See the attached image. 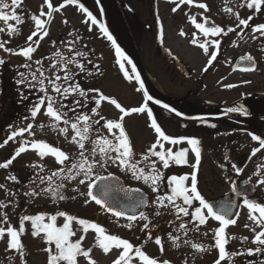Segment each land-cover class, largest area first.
Here are the masks:
<instances>
[{
  "label": "snow or ice",
  "instance_id": "snow-or-ice-1",
  "mask_svg": "<svg viewBox=\"0 0 264 264\" xmlns=\"http://www.w3.org/2000/svg\"><path fill=\"white\" fill-rule=\"evenodd\" d=\"M175 7L172 8L173 12H176L181 5H193L195 0H173ZM99 3V0H97ZM23 5V0H0V22L6 27L0 28V33H6L9 37L19 33L20 25L24 23V16L18 13ZM67 5H78L79 10L86 14L84 23L91 22L92 25H99L100 31L104 33L109 41L115 46L117 63L119 68L123 71L125 78L132 79L129 76L128 71L125 70V63L127 57L121 50L120 46L116 43L115 39L108 32L107 27L99 22L96 16L93 15L80 0H63V3L59 7H55L53 0H43V4L37 14H32L30 19L34 23V29L31 34L27 37L26 46L19 49L7 47L9 43L7 40H0V49L5 53L12 55H18L27 61L25 64L17 66L15 68L16 76L13 78L14 83L17 85V91L20 94L21 101L29 100V95L25 89L35 94V99L30 101L27 105V115L23 117L25 121H35L36 118L43 112V115L48 117L51 121V127L57 128L59 132L66 138L69 130H71L70 142L78 147V152L75 157L70 156L59 147H54L44 140L27 141L24 140L19 143V146L15 149L14 154L10 159L0 163V168L8 169L13 161L19 157L22 153L28 151L29 147L36 151L38 157L41 160L44 157L54 158L58 168L51 174L44 176L40 175L44 171V165L42 163H33L29 167L37 169V173L34 179L29 181L30 185H35L36 181L39 180L40 184H47L46 188H41L40 191L36 190V187H32L30 191L26 192V196L38 197L40 195L50 196L53 200L63 201L68 197L64 195L63 190L65 189V181H78L79 185H85L87 187L86 193H80V195H86L91 201H94L97 205H100L107 212L112 213L115 217H125L128 223L124 227L131 228L132 222L145 221L142 227V231L149 230L151 221L148 215L143 211H139L137 216L136 209L141 205L147 204V199L141 196L138 200L133 199L129 196L131 201V208L133 209L132 214H128L123 209L118 210L107 202V197L112 192L119 191L130 194L138 192L139 189H125L121 186H113L106 183L109 180H117L112 173L107 176L97 175L95 169L97 167L106 169L109 166H115L120 168L123 172H130L133 179L137 181H143L145 184L151 187L152 192H159L160 186L165 180L164 173L160 168L157 167L159 163L163 169H168L171 165H187L188 152L191 151L195 155V163L191 165L193 168L190 176L185 175H172L167 177V187L170 189V193L164 195H157L153 203L157 206L156 216H162L161 209H168L175 215L176 220H182L183 217H189L190 220L181 222L178 226L177 231H182L186 236L189 231V223H194L195 230H199L200 226L206 225L209 219H213L219 222V226L213 229L214 247L218 249V258L214 261V264H222L223 261H231L233 257L242 255H253L255 252L259 254L264 252V203L257 202L250 199L246 194H243V206L248 210V220L252 222L253 227L251 230L254 233L252 242L257 245L255 249H247V252H229L226 249V245L229 244V237L227 236L226 229L230 225H235L237 219L232 218L231 209L236 207L235 201L221 205L220 210H217L212 203H210L198 190V178L197 171L199 169L201 161V141L196 137L179 136L171 137L166 135L162 130L160 124L157 122V118L153 114V110L149 107V102L153 101V97L148 95L147 91H144L143 81L140 80V76L137 74L135 80L140 81L139 91H144V101L139 107L126 109L117 102L116 99L111 98L103 94L99 89L89 88L85 89L78 81L77 77L80 73H87L92 75V72L88 71L85 62L91 63L88 60V52L77 49L78 42L81 41L82 37L75 32H69L68 36L71 39L61 41L67 49V54L57 50L51 57H43L33 61V54L37 51L40 46V41L44 37L49 35L47 25L51 22L53 13L59 12ZM45 6L47 11H45ZM199 9L208 11V5L200 2L195 4ZM240 7H247L248 9H254L255 13L258 14L264 10V0H242ZM103 9H101V12ZM228 13L234 14L238 19L236 28H243L250 26L252 16H248L246 19L240 18V13L233 12V8L229 7L226 9ZM203 15V13H201ZM195 27L199 29L204 36H227L228 33L236 31V28L228 27L227 31L223 27L217 25L208 26V18L205 17L204 22H197L196 16L190 17ZM67 23V21H64ZM243 26V27H241ZM91 25L89 31H91ZM252 39H256L258 34L259 37H264V23L258 24L251 28ZM181 35L185 33L181 30ZM34 37L36 38L34 40ZM192 44H197L195 38L191 41ZM211 43L219 48L220 41L212 40ZM56 42L53 41V45ZM199 47L210 56L208 64L217 57L216 51H209V45L207 43L199 44ZM44 59L49 60V64L45 67ZM242 60L246 59L249 62L253 61L252 56L242 57ZM130 63V61H128ZM6 63L4 58H0V67ZM33 64L35 68L33 69ZM73 66L77 71H73ZM25 68L28 71H19V68ZM245 71L255 70V64L252 63L251 67L245 68ZM247 83V81H246ZM226 87H234V85H227ZM91 95L89 99V95ZM71 98V99H70ZM107 101L111 105H114L119 110L121 115L118 119H106L104 116L99 114V109L102 102ZM156 105H162L164 109H168L171 112H175L176 115H182L177 112L175 108H170L168 104H162L159 99L154 100ZM90 104H94L89 108ZM83 109H88L84 111ZM91 113V115L89 114ZM73 113L74 115H69ZM132 113H146L150 124L149 127L154 130L156 134V141L148 147L147 152L142 155L144 161H149L150 157H156V160H151L149 165V171L146 172L145 167H141L139 161L134 159L135 153L132 142L129 135L127 134L124 127V119L126 116ZM226 113H241L244 116H249L251 113L248 108L243 104H239L235 107H229L226 109ZM94 116H98L99 119H93ZM191 119L200 120L206 122L203 117H192ZM264 119V117H262ZM101 121H104L102 127L111 134V138L108 136L99 134V126ZM63 125L61 127L60 125ZM212 128L217 127L216 124L212 123L209 125ZM10 133L7 138L0 143V148L4 147L9 141L15 140L18 136L23 137L25 133L34 135L33 123L29 122L24 127L14 128L13 125L8 126ZM44 127L43 124L40 125ZM96 128V136L93 138V131ZM227 134V133H225ZM253 141H257L259 147L252 149V156H255L258 152L264 149V138L253 133H248ZM162 141L168 142L172 145L186 142L190 148H181L178 151H173L172 148L165 149ZM90 144L89 149L86 145ZM159 149V150H157ZM227 159V157H225ZM232 168L239 175L243 169L237 167L235 164ZM264 164L258 166V170L255 173L259 178L256 183L260 186H264ZM82 177V178H80ZM79 178V179H78ZM6 179L19 183L16 175H9ZM230 179V178H229ZM190 180V184L187 182ZM251 178L246 180L244 183L249 184ZM59 181V182H57ZM97 181L101 183L98 185ZM4 185H0L3 188ZM97 188L100 195L94 194L93 189ZM73 191L79 192L78 188H74ZM231 191L236 193L237 196H241L242 192L238 191L234 181L231 182ZM9 195H15V193H9ZM75 199V197H72ZM179 201V202H178ZM11 202V201H10ZM85 204L89 203V199H85ZM198 202V206L196 203ZM7 207L6 204L0 202V208ZM190 209H194L190 211ZM3 215V219L7 221V214L0 213ZM238 217L239 213H235ZM64 217L65 222L61 226H57V217ZM46 214L39 213L36 215H22L19 219V227L8 226L7 228L0 227V240H4L7 236V247L6 251H15L21 258L24 257L25 246L22 243L21 236L25 232V222H31L33 237L41 236L48 245L44 251L47 255V264H78V258L84 257L87 259L88 264H96V261L92 259L91 252L92 248L84 249L82 247V241L84 235H81L79 239L73 241L71 237L75 235L72 229V222L77 221L82 227L83 232L86 234L89 229L94 230L96 234V246H98L103 253L109 254L113 249L119 251V254L115 259L112 260L111 264H133V260L138 259L139 264H171L169 260H158L150 257L142 246H134L127 239H123L117 235L108 234L106 229L98 223L80 219L75 216L69 215L64 211H58L54 215L48 217V222H45ZM173 221H169V224ZM245 228L250 227L248 224L244 225ZM257 227L260 229L257 231ZM207 235V233H204ZM233 239L235 237H232ZM168 239L174 248L180 247L181 236L173 235L172 232L168 233ZM244 241L248 240V237L241 238ZM155 245L159 246L161 253L164 252V243L162 237L159 235L153 238L152 232L148 231L147 237L144 243L153 241ZM185 244H189L188 240L183 241ZM54 245V249H53ZM191 247L198 252H205L209 249L199 243H191ZM26 264V262H25ZM187 264V261H185ZM233 264L235 262L233 261ZM264 264V261L261 262Z\"/></svg>",
  "mask_w": 264,
  "mask_h": 264
},
{
  "label": "flooded vegetation",
  "instance_id": "flooded-vegetation-1",
  "mask_svg": "<svg viewBox=\"0 0 264 264\" xmlns=\"http://www.w3.org/2000/svg\"><path fill=\"white\" fill-rule=\"evenodd\" d=\"M112 2H115L114 17L120 26L117 27L118 36L114 34L123 42H126V39L131 41L141 63L140 66L149 78V86L153 93L164 99L170 108H175L180 112L195 113L206 121L201 122L190 117H182L183 115L178 116L175 112L164 109L162 105L149 102V107L152 108L157 122L166 135L200 139L201 161L197 171L198 190L210 203L218 205L219 210L221 205L235 201L237 205L235 213H239V216L234 215L232 218L248 224L250 227L247 229L251 231L253 225L248 220V210L243 206V194H246L250 199L264 203V186L256 183L259 177L255 174L258 166L264 164V149L252 156V149L259 147V144L257 141H253L248 134L253 133L264 138V119H262L264 117V37L255 34L257 38L252 39L254 34L251 28L264 23V10L256 14L254 9L240 7L242 0H195L193 5H181L176 12L172 11V8L176 6L173 0H112ZM200 2L209 6L207 12L195 6ZM53 3L55 7H59L63 0H53ZM80 3H83L107 29L113 31L108 25L106 9L102 0H99V3L97 0H80ZM42 4L43 0H23L22 7L17 10L24 16V23L20 25L19 33L11 37L6 33H0V40L9 41L7 47L19 49L26 46L27 37L34 29V23L30 17L32 14L38 13ZM229 7L233 8L234 13L238 11L240 18L246 19L251 15L253 18L249 22L250 26L243 28V31L236 28L238 19L234 14L226 11ZM101 9H103L102 12ZM45 11H47L46 6ZM74 15L79 19L78 23L74 22ZM191 16H196L197 22H204L207 17L208 26L214 24L223 27L225 31L228 27H232L236 28V31L228 33L227 36H204L192 23ZM85 19L86 14L79 10L78 5H67L59 12H54L51 22L46 26L49 35L45 46L43 48L41 45L39 46L33 54V61L51 57L55 51L60 50L59 47L64 46L61 41L71 39L68 36L69 32L78 33L82 37L80 41L82 44L80 45L78 42L77 49L82 48V51H87L88 60H91L92 57L96 58V55L91 53L93 46L88 42V37L91 32L98 38H106V36L100 31L98 24L92 25L90 21L84 23ZM90 25L91 31H89ZM2 27L6 26L0 22V28ZM181 30L185 33L184 35L180 34ZM193 38L197 40V44L191 43ZM217 39L220 41L218 49L211 43L212 40ZM43 40L41 41L43 42ZM53 41L56 42L55 45H53ZM48 43L49 48H47ZM201 43H207L210 52H217V57L211 65L208 64L210 56L199 47ZM114 54L117 60L116 49ZM249 55L253 57L252 62L241 59ZM99 57L101 54L98 55ZM0 58L6 60V63L0 67V116L8 120L10 116H25L28 114L27 105L36 97L35 94L25 89L29 100L20 102L21 97L13 78L16 76L15 68L27 61L21 56L5 53L2 49H0ZM84 62L87 69L93 65L92 61L90 64L87 61ZM126 62L129 65L127 60ZM43 63L47 67L49 60L44 59ZM252 63L255 64V70L245 71L244 69L251 67ZM97 65L101 67V63H97ZM19 71L26 72L28 70L21 67ZM131 75V77H135L132 69ZM135 83L139 88L137 80ZM227 85H234V87L229 88L226 87ZM141 94L144 101V91H141ZM239 104L248 108L251 114L244 116L241 113H226L227 108ZM41 115L42 113L39 116ZM142 121L144 123H141ZM123 123L134 148V159L139 161L141 167H145L146 172L149 171L150 161L157 158L150 157L149 161H144L142 155L147 152L148 147L156 141L157 137L154 130L149 127L150 121L147 114L132 113L131 116L125 117ZM212 123L217 127H210L209 125ZM131 125L137 132L136 136L131 132ZM38 127L35 125L33 128L37 131ZM8 132H10L9 129L0 132V143H3L7 138ZM10 143L11 141L0 148V154L7 153ZM162 143L165 149L172 148L173 151L190 148L186 142L176 145L165 141ZM187 159V165L173 164L168 169H163L157 163V167L164 173L165 180L161 184L159 192L154 193L152 190H149L150 193L147 192L150 200L151 195L170 193V189L167 187V177L185 174L190 176L193 171L191 165L195 163L194 153L189 151ZM233 164L243 169L239 175L232 168ZM7 171L11 173L10 168L6 169L5 173ZM122 174L127 184H130V181H127L126 176L135 182L131 186L139 187L138 185L145 184L143 181L133 179L130 172L122 171ZM249 178H251L250 183L245 184L244 182ZM31 179L29 176L26 182L29 183ZM232 181L235 182L238 191L242 192L241 196H237L231 191ZM187 183L190 184V180ZM195 203L198 206V202ZM192 210L194 209H190V211ZM183 219L185 222L190 220L189 217H183ZM218 226L219 222L213 219H209L206 225L200 226L206 231H211L209 241H211L210 247L214 249L216 248L212 230ZM256 230L260 229L257 227ZM245 246L241 251H237L233 249L235 243L231 240L226 245V249L229 252L246 253L250 242ZM256 247L257 245L254 244L252 249ZM233 261L235 264H261L264 261V252L259 254L254 252L251 256L247 254L236 256L229 263L233 264Z\"/></svg>",
  "mask_w": 264,
  "mask_h": 264
},
{
  "label": "rangeland",
  "instance_id": "rangeland-1",
  "mask_svg": "<svg viewBox=\"0 0 264 264\" xmlns=\"http://www.w3.org/2000/svg\"><path fill=\"white\" fill-rule=\"evenodd\" d=\"M115 1V0H113ZM104 8V2L102 3ZM115 4V2H114ZM106 9V8H105ZM115 14V11H114ZM74 22H79V19L76 15L73 16ZM108 20V25L109 19ZM116 21V18H115ZM117 24V22H116ZM111 26V25H110ZM117 27L119 28L118 24ZM89 43L93 46L92 54L96 55V58L91 59L92 66L89 67L88 71L92 72V75H87V73H80L77 77L78 81L81 83L82 87L85 89L95 88L99 89L103 94L114 98L126 109L134 108L136 105L140 106L143 103V97L141 91H139L138 87H136V83L132 79L125 78L123 71L120 70L119 64L115 58V48L112 47L111 41L106 38H98L96 34L93 32L90 33ZM46 39L48 36L44 38L42 44V48L45 46ZM120 40V39H119ZM82 42H80V45ZM49 48V43L47 45ZM60 51L67 54V49L65 46H60ZM82 51V48H80ZM101 54V57L98 58V55ZM125 63V70L128 71L129 76L131 75L130 66L127 64L126 60L123 61ZM97 63H101V67L97 65ZM73 71H77L75 66L73 67ZM92 94L89 95V99ZM71 99V98H70ZM94 106V104H90L89 108ZM84 111H88V109H83ZM91 115V113L89 112ZM99 114L104 116L106 119H114L116 120L118 116L121 115L118 109L115 108L114 105H111L107 101L102 102L101 107L99 109ZM69 115H74L73 113H69ZM131 116V115H128ZM134 116V115H132ZM24 116H10L9 120L7 118H3L0 116V132L7 131L9 129V125H13L14 128L24 127L27 123L32 122L34 127L35 125L39 126L37 131L33 128L34 135H29L26 133L25 138L17 137L15 140L11 141L8 148L7 153L0 154V163L4 162L11 158L14 154L16 146L19 145L20 142L27 140L32 141L33 139L44 140L51 144L54 147H59L61 150L68 153L70 156L75 157L78 152V147L70 142L71 138V130H69L67 138L62 135L57 128L51 127V121L45 115L38 116L35 121H25L23 119ZM93 119H99L98 116H94ZM104 121H101V126H99V134L108 136L111 138V134L107 133V131L102 127ZM141 123H144L143 121ZM43 124L44 127L41 128L40 125ZM131 124V121H130ZM63 127V125H60ZM132 134L135 136L137 132L134 130V126H130ZM10 131V129H9ZM10 133V132H8ZM97 132L96 128L93 131V138H95ZM89 149L91 145H86ZM8 158V159H7ZM14 169L11 173L6 171V169H0V185H4L3 188H0V202H3L7 205L5 208H0V213L7 214V221L5 222L3 219V215H0V227L7 228L8 226L16 227L17 218L16 216L18 212L23 208L22 203L24 201H31V206L35 208L34 212H41L43 209L46 212L49 209L52 212L62 205H71L76 206L77 213L81 214L82 219L88 220L89 217L94 216L95 218L102 219L104 223V227L108 234L117 235L123 239H129L134 242L137 238L141 237L146 233L147 230L142 231L143 224L145 221H141L137 219V221L132 222V227L127 228L124 227L128 223L125 217L117 218L112 213H106L98 210L96 203L92 202L86 195H80V193H86L87 187L85 185H79L78 181H65V189L63 190L64 195L68 198L63 201L53 200L50 196L40 195L38 197H30L26 196L25 193L30 191L32 187H36L37 191H40L41 188H46L47 184H40L39 180L36 181L35 185H30V183L25 182L24 179L30 176L32 179L35 178L37 169H33L29 167L33 163H42L44 165V171L40 173V175L47 176L51 174V172L56 171L58 165L56 164L54 158L52 157H44L42 160L38 157L36 151L32 150L30 147L28 151L22 153L19 157L15 159ZM4 171V172H3ZM97 175H106L109 173L116 174L123 177L122 171L120 168L115 166H109L106 169H102L97 167L95 170ZM171 171V170H170ZM9 175H16L19 183L6 179ZM82 178V177H80ZM79 179V178H78ZM127 181L130 185H133L135 182L131 181L129 176H126ZM59 182V181H57ZM140 188L144 189L146 192L150 193L151 190L149 185H138ZM74 188H78L79 192L73 191ZM9 193H15V195H9ZM75 197V199H72ZM156 196L151 195L150 204L145 210V214L148 215L151 225L159 219H163L166 221L167 227L161 234L163 243H164V252L161 253L159 250V246L155 245L154 242L146 244L147 248H145V253H147L150 257L156 258L158 260H169L171 264H214V261L218 258V250L211 248L209 241V236L212 234L211 231H206L204 228H199V230H195L194 223H189V231L185 236L182 231H177L180 220L175 219L174 213H172L168 209H161L163 215L156 216L155 212L157 211V206L153 203ZM28 199V200H27ZM85 199H89V203L85 204ZM11 201V202H10ZM179 202V201H178ZM52 212H48L51 214ZM48 217L46 216L45 222H48ZM169 221H173V223L169 224ZM63 222V218H61L57 224H61ZM181 222H185L182 218ZM150 225V226H151ZM245 223L243 221L237 220L235 225H230L228 229H226L227 236L230 238L229 241L232 240L235 243V247L233 249L237 251H241L243 247H246V243L250 246L249 248H254V244L252 242L254 233L244 227ZM75 235L72 239H79L81 235H84V240L82 241V247L84 249L92 248L91 257L96 261V264H111L112 260L117 257L119 251L113 249L109 254L103 253V251L96 246V234L94 230L89 229V231L85 234L82 230V227H78L76 223L74 227H72ZM32 228L31 222H25V232L22 234V238H24V246L28 251V263L29 264H47V253L44 249L48 246L44 239L43 234L41 236L33 237L31 235ZM172 232L173 235H180V247L174 248L171 244V241L168 239V233ZM207 233V235H204ZM248 237L247 241L242 240V237ZM232 237H235L234 239ZM250 237V238H249ZM188 240L190 243L185 244L183 241ZM191 243H199L208 248V251L203 253L198 252L197 250L191 247ZM7 247V236L4 240H0V264H23L20 255L15 251H6ZM54 249V245H53ZM229 260L223 261L222 264H230ZM78 264H88L87 259L84 257L78 258ZM133 264H139L138 259L133 260Z\"/></svg>",
  "mask_w": 264,
  "mask_h": 264
},
{
  "label": "water",
  "instance_id": "water-1",
  "mask_svg": "<svg viewBox=\"0 0 264 264\" xmlns=\"http://www.w3.org/2000/svg\"><path fill=\"white\" fill-rule=\"evenodd\" d=\"M113 10L115 11V9L113 8ZM119 26V25H118ZM120 27V26H119ZM109 33H111V35L113 36V38L115 39L116 43L120 46L121 50L123 51V53L125 54V56L127 57V60L130 61V65H131V68L133 70V73L134 75L136 76L137 74L140 76V80L143 81V84H144V91H147L148 95H151L154 99L152 102H154V100L156 99H159L162 104H167V102L162 99L161 97L159 96H156L152 89L150 88L149 86V83H148V80L146 78V75L144 73V70L142 68L141 63L138 59V56H137V53L134 49V47L132 46V43L130 40L126 39V42H123L121 40L118 39V37L114 34L113 31H111L110 29H108ZM124 46V47H123ZM139 84H140V81H138ZM177 111V110H176ZM177 112H180V111H177ZM182 113V117H201V116H198L196 115L195 113H185V112H180ZM115 177H117L118 179L117 180H109L107 181L106 183L110 184V185H113V186H121L125 189H139L138 192H133V193H130V194H126L125 192H119V191H115V192H112L109 197H107V202L109 204H111L113 207H116L118 210L120 209H123L124 211H126L128 214H132V211L133 209L131 208V201L129 199V196H131L133 199H136L138 200L141 196L145 197L147 199V204L146 205H141L139 208H137L135 211H136V214L138 216L139 214V211H143L148 203H149V195L142 189L140 188H135V187H132V186H128L124 179L121 178L120 176L118 175H115L113 174ZM104 176H107V175H104ZM101 182L100 181H97V184L99 185ZM94 191V194H97V195H100V192L97 188H94L93 189ZM100 206V205H99ZM213 206L219 210V207L218 205H215L213 204ZM236 211V207H234L232 209V217L235 215L233 213H235Z\"/></svg>",
  "mask_w": 264,
  "mask_h": 264
},
{
  "label": "trees",
  "instance_id": "trees-1",
  "mask_svg": "<svg viewBox=\"0 0 264 264\" xmlns=\"http://www.w3.org/2000/svg\"><path fill=\"white\" fill-rule=\"evenodd\" d=\"M14 164H15V162L13 161V163L10 165V169H11V172H12V170L14 169ZM27 178H25L24 179V183L27 181L26 180ZM90 199V198H89ZM28 200V199H27ZM93 202V201H92ZM22 205H23V208H21V210L18 212V214L16 215V216H18V220H17V225H16V227L18 228L19 227V219H20V217L22 216V215H36V214H39V213H45L46 214V216H50V215H54V214H56L58 211H64V212H66V213H68L69 215H72V216H75V217H77V218H80V219H82L80 216H81V214L79 213H77L76 211H77V208H76V206H72L71 208H69L71 205H73V204H70L69 206H67V205H62V206H59L56 210H55V212L53 211L52 212V210L51 209H49V211L50 212H52L51 214H48V212H46V210H42L41 212H34V210H35V208L33 207V206H31V201L29 200V201H24L23 203H22ZM97 206V205H96ZM98 207V210H100V211H103V212H105L106 213V210L104 209V208H101V207H99V206H97ZM107 213H110V212H107ZM61 218H63V222L61 223V224H57V226H61L64 222H65V218L64 217H57V221H56V223L61 219ZM88 220L89 221H92V222H95V223H98L99 225H101L102 227H104V223L102 222V219H99L98 217L97 218H95L94 216H91V217H89L88 218ZM76 223V225L78 226V227H81L79 224H78V222L77 221H73L72 222V227H74V224ZM167 222L166 221H164L163 219H159V220H157V222L155 223H153L151 226H150V228H149V230H147L146 231V233L145 234H143L141 237H139V238H137L134 242H132V241H130L129 239H127V240H129V242L130 243H132L134 246H142L143 247V251L145 250V248H147V246H146V244H148V243H151V242H154V240L153 241H149L148 243H144V241H145V239H146V237H147V233H148V231H151L152 232V235H153V238L155 237V236H157V235H159L160 237H161V234H162V232L164 231V229H166V227H167ZM105 228V227H104ZM71 239H72V237H71ZM21 240H22V243H24V238H22L21 237ZM73 240V239H72ZM76 239H74L73 241H75ZM28 251L26 250V248H25V250H24V257L23 258H21L22 259V262H23V264H25V262H26V264H29L28 263ZM20 257V256H19Z\"/></svg>",
  "mask_w": 264,
  "mask_h": 264
},
{
  "label": "bare ground",
  "instance_id": "bare-ground-1",
  "mask_svg": "<svg viewBox=\"0 0 264 264\" xmlns=\"http://www.w3.org/2000/svg\"><path fill=\"white\" fill-rule=\"evenodd\" d=\"M104 2L105 8H106V15L109 19V23H110V27L112 28V30L114 31V33L118 36V28H117V24L115 21V17H114V11H113V6L114 3L112 2V0H102ZM149 80V78H148Z\"/></svg>",
  "mask_w": 264,
  "mask_h": 264
}]
</instances>
